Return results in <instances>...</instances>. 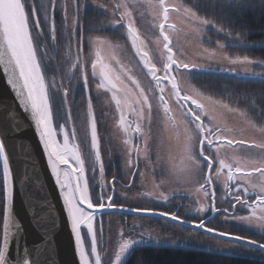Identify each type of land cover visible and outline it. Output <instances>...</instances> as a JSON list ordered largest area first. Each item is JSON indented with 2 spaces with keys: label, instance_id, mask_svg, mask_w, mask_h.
Instances as JSON below:
<instances>
[{
  "label": "snow or ice",
  "instance_id": "snow-or-ice-1",
  "mask_svg": "<svg viewBox=\"0 0 264 264\" xmlns=\"http://www.w3.org/2000/svg\"><path fill=\"white\" fill-rule=\"evenodd\" d=\"M257 6V0H106L103 4L96 0H71L69 11L68 0H0V69L13 94L8 102L0 93V218L3 223L0 264H17V259L21 264H58L56 232L61 213L70 228L78 264H122L130 250L142 244L205 248L210 254L224 258L259 255V264H264V242L223 231L212 224L215 214L219 213L225 221L231 219L255 225L264 234V122L257 124L249 115V109L259 107L256 94L229 92L227 101L205 97L190 83V77L194 72L211 73L213 69L210 65L203 67L189 62L177 47L181 36L186 42L202 43L205 30L210 28L230 38L232 47H248L246 41L251 29L244 17ZM93 8L104 14L101 15L104 27L118 29L120 38L130 44L139 72L137 66L125 67L115 56L106 62L99 47L94 48L105 43L106 38L102 40L94 35L101 29L85 27ZM203 8L213 14L202 11ZM259 8L264 13V0H259ZM149 16L155 29V44L159 46V51L155 47L151 49V55L148 45L153 39L142 33L137 23ZM174 18L183 21L187 30L173 22ZM45 31L53 48L60 46L65 52L63 59L51 67L48 61L52 57L43 39ZM260 43L264 45V41ZM93 48L91 76L96 81V89L109 93L119 111L120 127L128 136L125 144L131 146L126 153L133 157L130 166L137 169L143 153L146 170L154 173V169L148 167L153 160L150 154L153 144L157 162L162 158L170 161L174 150L183 158L179 170L170 168L165 174L162 168L164 179L155 187L164 190L158 197L151 193L146 195L155 204L187 200L188 206L177 205L176 211L167 207H127L120 199L125 194H115V184L120 181L113 177L105 185L94 97L89 90L84 59L85 53L91 55ZM218 49L219 52L212 50L205 59L241 65L244 77L264 84V59L227 55L222 43L218 44ZM219 71L241 75L223 68ZM77 86L87 108L86 155L76 142L75 128L66 126L72 119L70 100L77 95ZM56 93L61 94L66 120L54 126ZM205 99L211 101L219 113L210 110ZM259 100L264 104V93ZM21 112L27 114L25 119L30 117L28 126L46 159L63 205L62 209L53 211L46 199L28 197L29 216L37 233L31 245L24 238L23 226L13 212L17 177L8 148L9 139L21 140L27 131ZM233 117L247 121L256 135L242 136ZM221 118L225 121L223 126L218 122ZM133 138H138V143ZM237 151H240L238 157L231 154ZM88 171L101 177L99 191L93 186L90 192ZM140 175L143 176V172ZM19 183L23 188V180ZM166 185H171V191ZM218 190L223 192L221 200L230 207H217ZM201 199L208 204L200 203ZM237 205L248 214L237 215ZM181 208L187 211L180 214ZM206 212L210 215H203ZM117 213L158 217L169 222L170 231L179 228L186 235L161 238L133 224L127 238L124 232L120 233L114 258L104 259L98 251L97 233L98 230L103 232L102 218ZM97 221H101L99 225ZM82 229L90 238L87 247ZM17 237L22 248L20 256L13 258L10 253Z\"/></svg>",
  "mask_w": 264,
  "mask_h": 264
},
{
  "label": "flooded vegetation",
  "instance_id": "flooded-vegetation-1",
  "mask_svg": "<svg viewBox=\"0 0 264 264\" xmlns=\"http://www.w3.org/2000/svg\"><path fill=\"white\" fill-rule=\"evenodd\" d=\"M106 0H101L97 3L103 4ZM70 6V5H69ZM91 10H98V9H91ZM70 11V8H69ZM103 14V13H102ZM57 23L59 25V16L57 17ZM86 24V22H85ZM93 26V24H91ZM85 27H89L88 25H85ZM101 29L100 33H94V35L100 37V38H108L107 40L112 42L113 44H119L121 46L125 45V41L120 38V34L118 29H107L103 26L98 27ZM46 35L47 32L45 31ZM48 37V35H47ZM208 37V32H207ZM210 40L206 39L204 42V45L208 49L215 48L217 44H215L216 40L213 36H209ZM49 41V40H48ZM222 43V42H221ZM225 44V43H223ZM226 45V44H225ZM49 48V56L52 57L51 61L49 62L53 65L56 64V60L63 59L65 52L62 50L60 46H57L56 48H53L52 44L49 41L48 44ZM227 52V51H226ZM56 54V55H55ZM56 59V60H54ZM84 59L87 61L86 69L89 74V90L94 97L93 99V111L96 114L97 117V127H98V135L100 137L101 142V155L105 166V175L103 177V180L105 182V185L110 183L113 179V177L117 178L120 183L115 184V194H125L124 196H121V203L124 204L127 207H130V205L127 202V199L131 196V191L134 190L136 192H141L142 198L144 199L146 197H149L146 195L147 190L153 187L155 189V192L157 195H159V192L163 188H156L155 184H158L160 180L164 179V176L161 175L162 168L164 169L165 174L168 172L170 168H174L175 170L179 169V166H183V158L179 151L174 150L170 156V161H165L163 158L157 162L156 157V147L155 144H153L151 155L153 157V160L149 163L148 167L154 169V173L146 170L145 168V161H144V155L141 153L138 163V168L133 169L130 166L129 161L133 159V157L128 156L127 150L131 147L130 145L125 144V140L128 139V136L122 131L120 124H119V111L116 109L114 102L111 101L110 94L106 93L103 89L97 90L96 89V81L91 76V61L92 57L91 55H88L87 52L84 55ZM91 60V61H90ZM50 65V64H49ZM134 65H137V62L134 63ZM213 72V71H212ZM196 73H202V72H194L192 76L190 77V83H192V78ZM223 73V72H218ZM59 79V77H57ZM67 83V81L65 82ZM193 84V83H192ZM100 91V92H99ZM106 93V94H105ZM70 108H71V115L72 119L67 123L68 128H75L76 131V138L79 140V145L81 151L86 155L87 154V120L85 118L86 113V104L84 102V97L80 93V87L77 86V95L70 100ZM66 120V112L65 109H62V112L60 115L55 114V122L57 125L64 124ZM138 143V138H133ZM78 143V141H76ZM150 143H152L150 141ZM88 167V164L86 162V168ZM143 172V176L140 175V173ZM87 178L89 180V190L91 192L92 187L95 186L97 188V191H99L100 187V180L101 177L97 174L92 173L91 171L87 172ZM128 185V187H125L123 185ZM219 187V186H218ZM223 195V192L218 190L216 193L217 196V207H230L226 203H224L221 200V197ZM188 202L187 200H178L174 203H170L169 205H159L152 202V200H144V203H150L151 208H165L167 207L170 211H176L177 205H181L182 203ZM200 203L207 205L208 201L201 199ZM134 207H137L134 205ZM182 209V208H181ZM237 215H247V210L240 209L239 205H237ZM210 213H206L205 216H209ZM108 216H112L116 221L120 222V224H123L127 228L130 227L132 222L137 218L138 215L127 213L124 216L120 215L119 213L115 215H106L102 218L103 223V229L106 228L107 223L111 222L112 220H109ZM122 220V222H121ZM151 221L154 225H156L157 220L152 219ZM101 221H97V225H99ZM233 220L229 219L225 221L223 217L216 213L212 224L215 227L221 228V230L225 231L228 230L230 233L234 234H240L244 236H248L250 239L258 240L259 242H264V234H261L259 232L253 231L251 229H243V228H236L231 225ZM239 225L243 226L241 223L236 221ZM256 257H259V255H256Z\"/></svg>",
  "mask_w": 264,
  "mask_h": 264
},
{
  "label": "trees",
  "instance_id": "trees-1",
  "mask_svg": "<svg viewBox=\"0 0 264 264\" xmlns=\"http://www.w3.org/2000/svg\"><path fill=\"white\" fill-rule=\"evenodd\" d=\"M99 1L101 0H96V2ZM257 4V8L244 17L251 29L246 41V44L249 45L248 47L243 45L232 47L230 38L226 39L223 34L217 33L216 30L208 32V36L215 38V44L217 42L226 44V51L230 56L242 57L248 55L254 59H264V45L260 43L264 41V13L260 11L259 0H257ZM202 11L209 15L213 14L207 8H203ZM101 15L104 14L99 12V10H90L85 25L96 28L103 26L104 17ZM216 15H219V13H216ZM192 83L204 94L215 99H224L225 101H227V93L229 92L255 93L257 97L256 103L259 107L249 109V115L257 124L264 122V104H260L259 100L260 94L264 93V84H261L258 80H252L240 75L202 72L193 76ZM241 106L246 107L244 104H241ZM180 214H183L181 209ZM2 232L3 223L2 218H0V235H2ZM259 262V257L224 258L212 255L209 251L204 250L148 246L133 249L125 257L123 264H259Z\"/></svg>",
  "mask_w": 264,
  "mask_h": 264
},
{
  "label": "rangeland",
  "instance_id": "rangeland-1",
  "mask_svg": "<svg viewBox=\"0 0 264 264\" xmlns=\"http://www.w3.org/2000/svg\"><path fill=\"white\" fill-rule=\"evenodd\" d=\"M40 2H46V0H40ZM68 3L70 5L71 0H68ZM69 8H70V6H69ZM173 22L177 23L178 26H180L181 28H185V30H187V26L184 25L183 21H181L179 18H174ZM137 23L141 29V32L147 33L153 39V43H150L148 45V47L150 49V55L152 54L151 49L153 47H155L157 49V51H159V46L155 44V37L153 36V32L155 31V29L152 28V25H151V16H149L147 19H140V20H138ZM210 30H215V29H211V28L206 29L205 33H204L203 42L199 43V44H197L195 42H186L184 40V37L181 36L180 37V43L177 45V47L180 49L181 52H183L184 57L187 58V60L189 62L201 65L203 67H208L210 65L211 68L213 69V72H221L219 70L223 68V69H228L229 71H234L236 73H241L240 76H243L242 75L243 66H241V65H231V64L227 63L226 61L217 63V62H213V61H209V60L205 59V57H207L212 50H216L217 52H219L218 45L213 49H208L204 45V42L206 39L210 40V37L209 36L207 37V32H209ZM116 32H119V31H116ZM43 39H44L45 43L49 44L48 37H47L46 33H45ZM101 39L105 40V38H101ZM107 39L108 38H106L105 43L98 44V45L94 46V48L99 47V49L101 50L102 56L105 57V59H106V62H107L108 58L115 56L116 58H119L122 60L125 67L131 68L133 66H137V65H134V63L137 62V59L135 58L134 53L131 50L130 44H125V45L121 46L119 44H113L112 42L108 41ZM218 44H221V42ZM48 48H49V46H48ZM94 48H93V51L91 54L92 60L95 58ZM225 48H226V45H225ZM205 49H207L209 51L205 52ZM226 54L229 55L227 52H226ZM54 60H56V59H54ZM216 60H219V56L216 57ZM56 62H58V60H56ZM51 63H52V61H51ZM51 63L48 61V64H50L49 67H51V65H52ZM90 71H91V68H90ZM136 71L139 72L138 66L136 67ZM65 82H66V80H65ZM181 86H183V85H181ZM99 90H101V89H99ZM55 95H56V104H55L53 123H54V126H57V123L55 122V114L60 115V113L62 112V109H64V107L61 105V102H60L61 101V94L56 93ZM204 96L209 97V95H206V94H204ZM204 102L210 108V110L219 113L220 110L218 108H216L211 103V101L205 99ZM232 119H233V123H235L236 127L238 129L242 130V136L254 137L256 135V133L254 132V130L252 129V127L250 126V124L247 121L238 120L235 117H233ZM218 122L221 123L222 126L225 124V121L222 118ZM58 139H62V137H58ZM76 141H78V143H79V140L77 138H76ZM231 154L233 156L238 157L240 155V151H237V152L231 153ZM181 167L182 166L180 165L179 169ZM165 187H167L168 190L171 191V185H166ZM145 190H147V192L151 193L153 196L158 197V195L155 192V189L153 187H151L150 189H145ZM163 190L164 189H162L161 191H163ZM131 192H132L131 196L127 199V202L130 205V207H134V205H136V206L143 207V208H151L150 203H144V200H146V199L150 201V199H151L150 197H146L144 199V197L142 198V196H141V192H136L134 190H132ZM181 205L188 206L189 202L182 203ZM181 211H183V213H185L187 211V208H182ZM206 213H204L203 215H205ZM108 217H109V220L113 221V223L108 222L106 228L103 229V232L100 233L98 230V233H97L98 251L102 252V257L104 259L114 258V253H115L116 247L118 246V244L121 240L120 233L124 232L126 234L124 238H127V233L129 232V228H130V227L127 228V226L125 227L123 224H120V222L116 221L112 216H108ZM152 219L157 220L156 225H154L151 222V221H153ZM121 222H122V220H121ZM133 224L140 226V227H143L146 232H149L152 235L159 234V236L161 238L171 236L173 234L186 235V232L179 229V228L172 229L170 231L169 230V222L166 220H161L160 218H156V217L155 218H143V217L137 216V218L134 220V222H132L131 225H133ZM241 224L243 226L239 225L236 221H233L231 223V225L233 227L243 228V229H245V228L251 229L253 231L261 233L260 229L258 227H256L255 225H248V224L243 223V222ZM225 231L228 232V230H226V229H225ZM82 234L84 235L85 245L87 247L90 244V238L87 236L86 230H84V229H82ZM137 239H139V236H137ZM225 243H227V240H225ZM148 246H156V245H154V244H152V245L142 244V245L135 246L133 249H135L137 247H148ZM156 247H161V246H156ZM168 247L169 248H176V247H171V246H168ZM133 249H131L130 252ZM176 249H184V248H176ZM192 249L208 251L205 248H192ZM249 257H256V255H250ZM124 259L122 261V264L124 262Z\"/></svg>",
  "mask_w": 264,
  "mask_h": 264
},
{
  "label": "water",
  "instance_id": "water-1",
  "mask_svg": "<svg viewBox=\"0 0 264 264\" xmlns=\"http://www.w3.org/2000/svg\"><path fill=\"white\" fill-rule=\"evenodd\" d=\"M0 93H3L4 98L8 102H11L13 94L10 91V87L6 84V78L3 76L2 69H0ZM13 107H15L14 104ZM20 115L21 120L27 127V131L23 134L21 140H8V148L17 177L13 212L15 219L23 226L24 238L31 245L37 239V233L33 227V220L29 216V206L26 202L28 197L46 199L53 206V211L62 209L63 205L54 180L47 169L46 159L42 154L34 132L28 126L30 124V117L25 119L27 114H23L22 112ZM20 180H23V188L19 183ZM58 225L59 227L56 232L57 246L59 248L58 264H78L70 228L63 220V213H61V218L58 220ZM21 248V240L17 237L13 242L10 253L13 258L20 256ZM17 264H21L19 259H17Z\"/></svg>",
  "mask_w": 264,
  "mask_h": 264
}]
</instances>
